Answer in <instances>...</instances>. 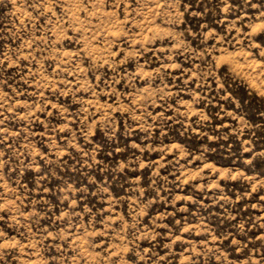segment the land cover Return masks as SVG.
Masks as SVG:
<instances>
[{"label":"rangeland","instance_id":"1","mask_svg":"<svg viewBox=\"0 0 264 264\" xmlns=\"http://www.w3.org/2000/svg\"><path fill=\"white\" fill-rule=\"evenodd\" d=\"M0 264H264V0H0Z\"/></svg>","mask_w":264,"mask_h":264}]
</instances>
